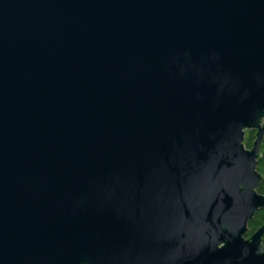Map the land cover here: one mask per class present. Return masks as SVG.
Wrapping results in <instances>:
<instances>
[{
  "label": "water",
  "instance_id": "1",
  "mask_svg": "<svg viewBox=\"0 0 264 264\" xmlns=\"http://www.w3.org/2000/svg\"><path fill=\"white\" fill-rule=\"evenodd\" d=\"M263 141L264 0H0V264H264Z\"/></svg>",
  "mask_w": 264,
  "mask_h": 264
},
{
  "label": "flooded vegetation",
  "instance_id": "2",
  "mask_svg": "<svg viewBox=\"0 0 264 264\" xmlns=\"http://www.w3.org/2000/svg\"><path fill=\"white\" fill-rule=\"evenodd\" d=\"M251 131H253L254 135H253L252 141H250V145H247L246 143L247 141H245V146L249 149H251L253 146V142L255 140V133H256L255 129H251ZM260 151H261V155L258 158L257 170L263 175V180L257 189L258 192H259V188L262 186V184H264V170L261 171L260 169L261 164L264 161V141L260 147ZM259 193L264 194V192H259ZM263 225H264V208H259L255 212L254 216L248 221V230L246 234L244 235L245 239H250L251 236ZM262 245L264 247V235L262 236Z\"/></svg>",
  "mask_w": 264,
  "mask_h": 264
},
{
  "label": "trees",
  "instance_id": "3",
  "mask_svg": "<svg viewBox=\"0 0 264 264\" xmlns=\"http://www.w3.org/2000/svg\"><path fill=\"white\" fill-rule=\"evenodd\" d=\"M250 136H249V139L247 140V145H250V141H252V138H253V131H250ZM261 171L264 170V161L262 162L261 164V167H260ZM259 192H264V184H262V186L259 188Z\"/></svg>",
  "mask_w": 264,
  "mask_h": 264
},
{
  "label": "rangeland",
  "instance_id": "4",
  "mask_svg": "<svg viewBox=\"0 0 264 264\" xmlns=\"http://www.w3.org/2000/svg\"><path fill=\"white\" fill-rule=\"evenodd\" d=\"M250 131H251V129L246 130V137H245L244 143H245V141H247L249 139V136L251 134Z\"/></svg>",
  "mask_w": 264,
  "mask_h": 264
}]
</instances>
